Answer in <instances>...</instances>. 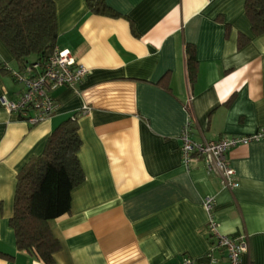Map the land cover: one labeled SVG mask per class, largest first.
<instances>
[{
    "label": "crops",
    "instance_id": "crops-1",
    "mask_svg": "<svg viewBox=\"0 0 264 264\" xmlns=\"http://www.w3.org/2000/svg\"><path fill=\"white\" fill-rule=\"evenodd\" d=\"M53 1L56 46L88 72L53 90L54 114L34 125L0 103V264H44L16 247L8 224L16 176L73 116L84 180L69 212L50 221L60 244L52 264L207 262L208 196L219 231L247 240L240 264H264V34H253L245 0H105L116 16L86 0ZM239 35L248 38L241 47ZM13 65L0 41V96L10 99L20 88ZM186 122L195 141L261 135L226 154L236 187L200 160L183 163Z\"/></svg>",
    "mask_w": 264,
    "mask_h": 264
},
{
    "label": "trees",
    "instance_id": "trees-1",
    "mask_svg": "<svg viewBox=\"0 0 264 264\" xmlns=\"http://www.w3.org/2000/svg\"><path fill=\"white\" fill-rule=\"evenodd\" d=\"M95 14L116 16L105 0H86ZM244 10L254 35L264 34V0H245ZM53 0H0V41L18 70L43 63L57 45ZM248 38L239 35V47ZM192 46H186L189 80L194 77ZM81 146L76 116L62 122L48 137L43 153L31 157L16 176L13 213L8 220L16 247L44 264L54 262L60 249L50 221L69 212L71 191L84 175L77 153Z\"/></svg>",
    "mask_w": 264,
    "mask_h": 264
},
{
    "label": "built area",
    "instance_id": "built-area-1",
    "mask_svg": "<svg viewBox=\"0 0 264 264\" xmlns=\"http://www.w3.org/2000/svg\"><path fill=\"white\" fill-rule=\"evenodd\" d=\"M87 72V68L77 63L68 49L55 46L43 63H33L22 70H9L20 88L14 99L1 95L0 103L23 121L34 125L54 114L57 103L52 91L61 86L75 87ZM85 111L87 107L81 109L82 113ZM190 127L191 122H186L179 135L183 163L187 165L191 159L200 160L208 172L219 176L223 187H236L238 183L235 171L226 154L231 148L247 144L261 135H228L218 140L195 141L191 138ZM203 207L207 213L205 229L210 240V249L205 255L207 262L182 256L175 264H240L242 254L248 249L245 236L232 237L219 231L212 214V197L204 198Z\"/></svg>",
    "mask_w": 264,
    "mask_h": 264
},
{
    "label": "rangeland",
    "instance_id": "rangeland-1",
    "mask_svg": "<svg viewBox=\"0 0 264 264\" xmlns=\"http://www.w3.org/2000/svg\"><path fill=\"white\" fill-rule=\"evenodd\" d=\"M13 67H14V70H17V67H16V65H13Z\"/></svg>",
    "mask_w": 264,
    "mask_h": 264
}]
</instances>
